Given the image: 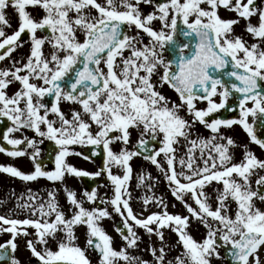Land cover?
Wrapping results in <instances>:
<instances>
[{
    "label": "snow or ice",
    "instance_id": "6c2138e0",
    "mask_svg": "<svg viewBox=\"0 0 264 264\" xmlns=\"http://www.w3.org/2000/svg\"><path fill=\"white\" fill-rule=\"evenodd\" d=\"M142 4L153 9L145 14ZM29 6L43 14L34 17ZM9 7L17 17L11 34L5 30L11 27ZM221 8L236 18H222ZM239 18L256 42L248 44L235 34ZM157 20L159 31L152 26ZM178 20L186 26L184 35L195 33L198 39L190 58L184 55L188 45L180 47L178 70L173 71L161 50L173 41ZM133 26L135 35L129 34ZM77 33L83 34L82 41ZM25 44L27 54L17 57ZM262 45L264 7L255 0H0V62L8 61L0 67V120L9 122L0 133L6 144H0V153L31 164L30 171L0 164V174L23 186L19 194L11 189L7 199H0V236L7 237L0 242V262L21 264L16 253L23 240L39 264H92L89 251L97 254V264H211L229 245L233 264H264V209L257 206L264 204V159L250 148L254 144L264 150L259 134L264 89L258 83L264 81ZM125 50L129 55L124 56ZM212 66L215 75L209 73ZM161 68L159 83L178 94L179 104H170L153 83ZM13 85L18 87L9 95ZM197 101L206 107L197 108ZM65 102L67 113L61 108ZM222 110L237 115H214ZM237 126L248 143L234 140ZM17 132L19 138L13 135ZM45 141L54 144L52 151L42 149ZM76 145L91 146L90 155L75 151ZM236 150H241L238 162ZM98 153L102 163L94 172L68 159L76 155L92 161ZM134 158L154 166L159 175L143 167L135 170ZM101 176L106 184L94 183L79 193L67 183L73 177ZM134 177L135 188L142 190L135 197ZM161 177L187 215L170 212L166 197L157 194ZM41 178L50 183L33 190L29 184ZM99 187L108 191L100 194ZM134 200L140 203L138 211ZM105 219L113 221L122 241L118 249L103 227ZM193 223L206 229L202 241L189 232ZM79 227L85 229L83 247ZM137 229L148 237L151 261L142 258ZM165 230L177 237L171 247ZM176 245L182 251L168 258Z\"/></svg>",
    "mask_w": 264,
    "mask_h": 264
},
{
    "label": "rangeland",
    "instance_id": "374dc122",
    "mask_svg": "<svg viewBox=\"0 0 264 264\" xmlns=\"http://www.w3.org/2000/svg\"><path fill=\"white\" fill-rule=\"evenodd\" d=\"M255 1H257V7H264V0H255ZM141 8H142L143 12L146 14L147 12H149V11H151L153 9V6L152 5H143L142 4L141 5ZM28 11L31 14H34V15L43 14L42 13V10H40L38 8H32L31 6H29ZM6 15H7V18L10 21V24H11V27L10 28H7L6 31L9 34H11V32L15 28V25H16V28H17V18L16 17L15 18L13 17V16H16V14H15L14 10H11V11H8L6 13ZM219 15H221L222 18H236V14L235 13L229 12V11H225L223 8L219 9ZM14 19H15V21L12 22V20H14ZM252 21L255 23L256 22V18L253 17L252 18ZM152 26H153L154 30H157V31H159L160 28H161V25H160V23H159L158 20L157 21H154ZM245 27H246V21L243 18H239V23L234 26L235 34L241 35L242 38L245 41L248 42V44H251L253 42H256V40L250 34H248L245 31ZM136 32H137V30L133 26L132 29H131V31H130V34L135 35ZM140 34L143 35V36H145V37H147L146 34H143L142 30H141ZM77 35H78L79 39L82 41L83 40V34L82 33H77ZM147 41H148V37H147V39L144 40V42L147 43ZM262 46H264V45H262ZM161 54L165 57V55H164L165 54L164 53V48L161 50ZM127 55H129V52H128V50H125L124 56H127ZM117 59L119 60V58H117ZM101 66L103 67V64ZM105 71H106V69H105ZM160 75H162V68L157 73H155L153 75V77H152V81L155 84L157 90H159L162 94H164L166 97L169 98L170 104L173 101L176 102L177 104H179L180 103L179 97L177 96V94H175L168 87L167 84H164L161 87V85L159 83V76ZM216 99L218 100V97ZM196 106H197V108H204V107H206V102L197 101ZM61 108L66 113L69 110V106L66 103H62L61 104ZM181 114L182 115H185V113L183 111H182ZM187 118L188 119H191V117H187ZM249 119L251 120V117ZM196 128H197V130H199L204 135H207L208 134L207 133V130L203 129V127H201L199 124L196 125ZM235 129H238V132L239 133H236V131H233L234 134H233V132L231 133V135L233 136L234 140H236V142L238 144L248 143L247 136L242 131V129H240L238 126L235 127ZM132 133H133V136L131 138V141H132V143H134L135 142V139L137 138V133H136V131L134 129L132 130ZM26 134L29 135V136H33L34 135V133H32L31 131H27V130H26ZM17 135H18V138H19L21 136V133L20 134H17ZM72 147L74 148L75 151H80L81 150V152H82V151H84V149L87 146L81 147L79 145H76V146H72ZM119 147H120L119 144L113 145L114 150H117L118 151L119 150ZM250 148H251L252 151H254V153L257 155L258 158L264 159V151H262L257 145L250 144ZM259 151H260V156H258L259 155ZM68 159L72 160V164L73 165H75V166H77L79 168H82L84 170H87V171H90V172H94V171H97L98 170V167L96 165H95L96 166L95 169L93 170L94 167L92 166V164L89 163V162H87V161H85L80 156L72 155ZM240 159H241V150H236V152H235V160L238 162ZM133 161L134 162H131V163L133 165V168L136 165L135 170L138 171L141 167H143L146 170L152 172L153 175H155V176H158L159 175L156 172L155 167H151L150 165L145 164L144 162H141V161H138V160H133ZM17 164L18 165H22V166H25V165L27 166L25 160H21ZM101 177H98V178H101ZM254 180H255V177H253V181ZM4 183H5V187H4V189H1V190H3V194L7 198L10 195V190L11 189H15V191H21V190H23V186L22 185H19V183L16 180H14V179H11V178L9 179L8 178V179H6L4 181ZM67 183H68V185L71 188H74L75 190H77L78 193L82 189H84L83 186H82V184H81V182L78 181L74 177L73 178H69L67 180ZM106 183H107V180H106L105 184ZM135 183H136V181H135V177H134L133 180L131 181V184H130V187H131V190L133 191L134 197L135 196H139L141 194V191H142L140 189H136L135 188ZM47 184H49V182H46L44 180L39 179L38 182H32V185H30V187H32V188L34 187L33 190H39L40 188H42L43 186H45ZM57 186H59V185H57ZM214 186H215V182H214ZM107 191L108 190L106 188H104V187H99L98 188V192L100 194H104ZM155 191L157 192V194H162V192H163V186H162V179L161 178H160V183L158 184V186L155 189ZM207 191L211 192V188H208ZM168 193H169V191H168ZM162 195H164V194H162ZM168 196H169V194H168ZM59 198H60V200L62 198L63 199L62 202L64 203V205H66L65 197L63 196L62 193L59 195ZM166 200L169 203V211L170 212H172V213H181V214H184V215H187L188 214L187 211H186V209L183 207V205L179 201H176L174 197H168V198L166 197ZM134 203H137V201L134 200L132 206H133L134 210L138 211L139 208L137 207V204H134ZM172 204H175L176 207L173 208L171 206ZM85 206L86 207H91L92 205L86 204ZM257 206L258 207H261L262 209H264V204H261V203L257 202ZM231 207H232L233 214H234V210H235V207H236L235 203H233ZM145 215H147V213H145ZM116 219H119V217H115V221H116ZM103 227L105 228V230L110 235H112L114 237V246L118 249L121 246L122 241L120 240V238L117 237V235H116V233H115V231L113 229V221L112 220L105 219L103 221ZM84 231H85V229L83 227H79L77 229V234L79 236V243H80V245L82 247L84 246ZM138 231H143V229H139ZM166 232H168V230H166ZM189 232L193 235V237L197 241H202V239L206 235V229L202 225H200L199 223H193L191 225V227L189 228ZM143 237L146 239L145 235H143ZM165 238H171L172 239V242H169V240L167 241L170 247L172 245H174L175 244V241L177 240L176 235L174 233H171L170 231L167 233V235H166ZM141 244H144L143 241L140 242V249L143 250V252H142V258L151 261L152 260V257H151L150 252L147 250V246L145 244L144 245H141ZM156 244L157 243H155V242L153 243L154 246H158V244L157 245ZM180 251H182L181 246L176 245V247L174 248V250L169 253L168 258L174 257ZM88 255H89V257H90V259L92 261V264H94L95 261L93 260V257L91 256L90 251H89ZM211 264H225V262H224V260H223L222 257L219 258V259L213 257L212 260H211Z\"/></svg>",
    "mask_w": 264,
    "mask_h": 264
},
{
    "label": "flooded vegetation",
    "instance_id": "af4514ba",
    "mask_svg": "<svg viewBox=\"0 0 264 264\" xmlns=\"http://www.w3.org/2000/svg\"><path fill=\"white\" fill-rule=\"evenodd\" d=\"M11 10H13L11 7H9L8 9H6V13L8 12V11H11ZM34 17H36V18H39L42 14H39V15H34V14H32ZM6 29H7V27H6ZM5 29V30H6ZM14 31V30H13ZM37 35L39 36V35H41V33L38 31L37 32ZM141 36H143V35H141ZM176 36H178L179 37V35L177 34V32H175V35H174V37H176ZM23 39H25V40H27L28 39V36H27V34H25V35H23V37H22ZM143 38H144V40L145 39H147V37H145V36H143ZM180 43H182V41L180 40ZM28 50H29V45L28 44H25L24 45V47L23 48H21V49H19L16 53H15V55L17 56V57H19V56H21V55H25V54H27V52H28ZM44 50H45V52L47 53L48 51H49V46L46 44L45 45V47H44ZM165 50H166V47H164V53H165ZM187 53V50H186V52H185V54ZM165 55V54H164ZM165 58H166V60H167V56L165 55ZM8 63V61L7 60H5L4 62H0V67H3V66H5L6 64ZM264 82V81H263ZM18 87V85H13V86H11L10 88H9V95H11L15 90H16V88ZM66 103V102H65ZM67 104V103H66ZM68 105V104H67ZM251 104L249 103V106H250ZM69 106V105H68ZM4 121H7L6 120V118L4 119V120H0V123H4ZM2 125H0V133H2L3 131H2ZM264 130V128H262V129H260V131H259V134H261L262 133V131ZM234 131H238V129H235ZM17 134H20V132H17V133H15V134H13L15 137H17L18 138V135ZM132 136H133V134H132ZM132 136H131V138H132ZM136 137V136H135ZM134 137V138H135ZM137 139V138H136ZM136 139H135V141H136ZM155 142H157L158 143V141H155ZM0 144H5V142H3L2 141V136H0ZM5 146H6V144H5ZM8 147H10V146H8ZM42 149L45 151V152H47V149H46V145L44 144V145H42ZM262 150V149H261ZM262 151H264V150H262ZM258 156H260V151H259V155ZM21 160H25V162H26V164H27V166L25 167V166H22V165H18L17 163L18 162H20ZM133 160H138V161H141V162H145V161H143L142 160V158H134ZM10 162V163H9ZM69 162H71L72 163V161L69 159ZM132 162H134V161H132ZM145 163H147V164H149L148 162H145ZM0 164H5V165H7V164H13V165H15V166H18V167H20L21 168V170H24V171H30L31 170V164L26 160V159H24V158H16V159H13V158H10V157H8L6 154H4V153H0ZM150 165V164H149ZM47 167H49V168H51L53 165H51L50 163H48L47 162V165H46ZM151 166V165H150ZM136 168V165L134 166V169ZM9 177L6 175V174H0V199H7V197L6 196H4V194H3V190H1V189H4V187H5V183H4V181L6 180V179H8ZM10 179V178H9ZM14 180H16L18 183H19V185H22V183L18 180V179H14ZM41 180H44V181H46L45 179H43V178H41ZM46 182H48V181H46ZM50 183V182H49ZM30 185H32V183H30L29 184V186ZM34 188V187H33ZM21 191H23V190H21ZM21 191H16V193L17 194H19ZM163 194H165V193H163ZM169 194V197H172L171 196V193L169 192L168 193ZM63 198V197H62ZM61 198V200H60V198H59V200H60V203H61V205H63L64 206V208L66 209L67 207L64 205V203L62 202L63 201V199ZM134 204H137V207L138 208H140V203L137 201V203H134ZM11 206V202H9V204L8 205H6V207H10ZM157 210V209H156ZM119 220V219H118ZM137 230H139V229H137ZM139 233H140V231H138ZM144 232V231H143ZM168 232H169V230H168ZM166 235H167V232H166V230H165V237H166ZM7 237H4V236H0V242H3L5 239H6ZM166 239L167 238H165V241H166ZM169 240L170 241H172V239L171 238H169ZM152 242L154 243H157L158 244V241H157V238L155 237V236H153L152 237ZM18 243H19V249H18V251H17V253H16V255H17V257L21 260V264H31V263H33V262H38L37 261V259L36 258H33L32 256H31V254H30V252L26 249V247H25V242L23 241V240H20V241H18ZM0 264H6V262H0ZM94 264H97V262H95Z\"/></svg>",
    "mask_w": 264,
    "mask_h": 264
},
{
    "label": "water",
    "instance_id": "95a60500",
    "mask_svg": "<svg viewBox=\"0 0 264 264\" xmlns=\"http://www.w3.org/2000/svg\"><path fill=\"white\" fill-rule=\"evenodd\" d=\"M187 30L184 29L182 30V28L180 27V25L178 26V32L184 36L186 39L185 41H187L188 43H190L191 47H192V50L191 52L189 53V55L185 56V58H190V55L194 52L195 50V43L197 42V37L195 35V33H191L190 35H184V33L186 32ZM178 45L176 44L175 41H171L170 45H169V48H171L169 50V55H170V62L172 63L173 65V71H176L178 70L177 68V64L179 62V58H180V54L178 53V51L176 52L175 50L177 49ZM173 48V50H172ZM214 69V66H212L210 69H209V73L210 75H215V72L213 71ZM228 70H231V65H229V69ZM258 83H260L261 85V88L264 89V86L262 85L261 81H259ZM218 115H221L223 117H226V112H222ZM236 115V114H234ZM91 147V146H90ZM90 147H88V149L86 150V154L87 155H90ZM50 149H53V147L49 146V151ZM93 161H95L96 163L99 164V166L101 165L102 163V157L101 155L98 153V155L94 158H92ZM82 183L84 184V186L87 188V189H91V187L93 186L94 183H100L98 180H90L89 178H83L82 179ZM231 246H226V252H224V256L226 258V262L227 264H233V261L229 255V249H230ZM94 252V251H93ZM95 253V252H94ZM96 254V253H95ZM97 255V254H96ZM34 264H39V263H34Z\"/></svg>",
    "mask_w": 264,
    "mask_h": 264
}]
</instances>
